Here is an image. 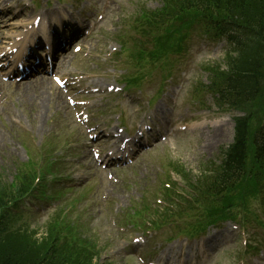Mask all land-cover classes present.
I'll return each mask as SVG.
<instances>
[{"label":"rangeland","instance_id":"374dc122","mask_svg":"<svg viewBox=\"0 0 264 264\" xmlns=\"http://www.w3.org/2000/svg\"><path fill=\"white\" fill-rule=\"evenodd\" d=\"M148 1L151 4L155 2V0ZM120 2L121 0H113L105 20H111V22L103 23L102 29L93 35L91 44L94 46L104 34L115 38L119 43L117 36L125 29L123 24H118L117 19L114 18L121 7ZM176 27L177 24L173 22L174 32H176ZM109 41L110 45L114 43L113 40ZM219 44L217 50L202 53L201 60L210 61L221 56ZM75 66L88 68L79 60L75 62ZM223 68L226 67L223 66ZM194 79V75H189L186 82ZM45 92L52 93L50 100ZM123 105L126 106L125 103ZM66 108L65 99L52 88L51 84H47L43 88L39 85L34 91H13L9 101L0 109V184L7 186L6 190L9 196L15 195L19 170L30 174L36 167L38 169L36 173L40 171L42 181H46L48 175L56 169L65 171L64 176L67 179L75 177L76 164L74 167L72 166L74 164L66 163L72 158L65 153L68 148V144L64 143L66 140L61 142L59 147L50 143L51 135L66 127ZM215 121H217L216 125ZM214 129L216 131L211 135V131ZM199 134L188 136L183 140L179 137L178 140L171 141L170 138L167 144L157 150V153L152 157L141 158L136 166L123 172L119 171L114 175L105 174L95 169H85L81 173L89 178L81 181L82 188H79V192L73 193V196H79L80 201L75 205L70 203L65 206L71 208L67 218L77 222L88 235L94 233L101 238L106 237L108 242L112 243V248L101 253L100 264H104L108 258L125 264H138L131 255L125 253L131 239L132 229L131 227L128 230L120 229L127 227V225L120 226V224H127L130 221L140 222L147 214L157 213L158 209L161 210V213L163 210L166 212L164 208L168 209L169 205L159 202L158 192H161V187L167 188L162 183V179L166 171L170 174V165L175 163L174 167L177 171L184 170V177L195 182V177L191 174L190 169L193 172H199L201 166L218 159L214 149L221 142L232 140L231 123L226 118H213L211 125L201 132L202 140L199 138ZM71 139H74V136H71ZM187 142L190 144L189 147L182 149ZM57 147L58 149L53 151V157L57 158L63 167H56L48 159L52 166L46 165L47 172L43 173L38 162L41 159L39 153L43 151L45 154L50 153L51 149ZM187 150L193 151L189 154ZM176 160L179 161V164ZM173 178L180 182V177L175 173ZM180 185L184 188L187 186L186 183L181 182ZM43 190L46 191V195H57L49 187ZM188 192L192 193L193 189H189ZM40 193L38 192V194ZM55 202L56 200L53 198L50 200L51 204ZM158 205L159 207H157ZM181 206L180 203H177L178 209ZM24 215L27 223L17 224L14 232H17L19 226L26 227L28 224L30 229L39 231L38 235L42 233L46 236L48 234V230L45 228L49 223L50 215L43 218L34 217L29 212ZM187 221L192 222V217L188 216ZM226 239V236L223 235L217 237L219 241ZM99 244L102 247L103 244L101 242ZM208 244L218 254L213 264H236L239 259L236 254V245L223 247L219 244L220 247H217L218 243L214 241L204 242V245ZM119 254L122 255L116 256ZM194 256L195 253L192 257Z\"/></svg>","mask_w":264,"mask_h":264},{"label":"trees","instance_id":"16d2710c","mask_svg":"<svg viewBox=\"0 0 264 264\" xmlns=\"http://www.w3.org/2000/svg\"><path fill=\"white\" fill-rule=\"evenodd\" d=\"M219 3L222 2V0H217ZM229 1L230 0H225ZM225 8L230 11L233 10L232 6L226 7ZM220 21H222V33H225V31H228L232 28L235 29V27L232 26V23L234 22L231 20L229 17H223ZM260 37L258 32H256L254 29L251 30V33L249 37L247 38V42L243 45V51L242 54L245 55L253 43ZM263 41H259L255 46H253L255 49L251 52V54L248 56L247 60L248 62L246 63V70H243V68L239 69L240 74H244L243 79H242V84L247 87H251L255 84L254 80L255 78L250 76V69L251 68H256L259 69L261 66V63L264 61V38H262ZM244 66V64H243ZM245 67V66H244ZM239 135H238V142L231 148L230 153H229V164L226 166H229V171L230 173L234 174L237 172L238 166H240L241 162L243 161V146H242V141L246 142L247 138V123L244 120L239 121ZM257 143V142H256ZM229 182V181H227ZM219 183H222V181L219 180ZM0 264H30L24 257L18 256V255H13L9 254L8 252H3L0 255Z\"/></svg>","mask_w":264,"mask_h":264},{"label":"bare ground","instance_id":"6f19581e","mask_svg":"<svg viewBox=\"0 0 264 264\" xmlns=\"http://www.w3.org/2000/svg\"><path fill=\"white\" fill-rule=\"evenodd\" d=\"M135 98H137V95H135ZM28 178V174L25 173L23 170L18 171V179L19 180H24ZM1 183V182H0Z\"/></svg>","mask_w":264,"mask_h":264}]
</instances>
